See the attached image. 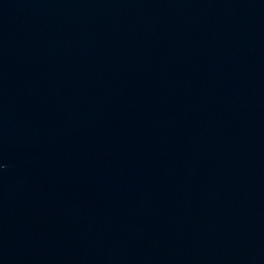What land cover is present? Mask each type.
<instances>
[{"label": "water", "instance_id": "obj_1", "mask_svg": "<svg viewBox=\"0 0 264 264\" xmlns=\"http://www.w3.org/2000/svg\"><path fill=\"white\" fill-rule=\"evenodd\" d=\"M0 264H264V0H0Z\"/></svg>", "mask_w": 264, "mask_h": 264}]
</instances>
